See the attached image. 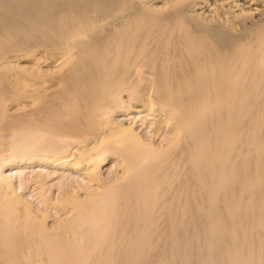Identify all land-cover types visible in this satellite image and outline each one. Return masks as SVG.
Listing matches in <instances>:
<instances>
[{
    "label": "bare ground",
    "instance_id": "6f19581e",
    "mask_svg": "<svg viewBox=\"0 0 264 264\" xmlns=\"http://www.w3.org/2000/svg\"><path fill=\"white\" fill-rule=\"evenodd\" d=\"M0 264H264V0H0Z\"/></svg>",
    "mask_w": 264,
    "mask_h": 264
},
{
    "label": "rangeland",
    "instance_id": "374dc122",
    "mask_svg": "<svg viewBox=\"0 0 264 264\" xmlns=\"http://www.w3.org/2000/svg\"><path fill=\"white\" fill-rule=\"evenodd\" d=\"M129 92H127L126 90L120 92L119 94H117L119 96V98H121V102L123 101L122 104H128V103H132L133 100H131V102H129V98L127 96H129ZM147 117V116H146ZM146 117L143 119H140L139 116H136V115H132V117H130V115H127L125 112H120V113H116L114 115V118L115 120L117 121H120V122H128L130 121L131 119H133V121L135 122L134 123V128L137 129L138 131H140V133L142 134L143 138L146 139V140H151L154 142L155 145H158L161 143V141L164 139V137L167 136V129L166 128H163V129H160L159 131V134H155L154 132V122H152V119L149 120L150 118H148V120L146 119ZM140 126V127H139ZM36 166V167H35ZM23 168L22 170V173H21V176L20 178H14V181H15V184L16 186L17 185H20L21 188H24V192H25V195L26 197L33 201L34 200V193L35 191L34 188H33V185L29 188L27 186L26 188V184L27 182L30 183L31 182V178L34 176V174L36 172H38L40 169H43L44 167H41L40 165H29V164H24L21 166ZM117 168V162L115 160H113L112 158L108 159L107 162L102 165L99 169V174H100V177L103 178V179H110L111 178V175L113 173V171H115ZM8 172H13V170H8L6 171V173ZM69 173V172H68ZM72 173H70V175L68 174V176H71ZM54 176V175H53ZM24 178V179H23ZM50 178V177H49ZM81 178V177H80ZM70 179V182L67 181L66 184L62 185L60 184V181L57 179V178H54L52 181H50L46 187V192L45 194L46 195H49L51 194L52 192H57L59 191L60 189H56L57 187L56 186H59L58 188H61V190H67L69 189L70 187L69 186H72L70 184H73L74 185H78V182L80 179L77 177L76 174H73L71 177L68 178V180ZM23 180V181H22ZM81 181V180H80ZM62 185V186H61ZM61 186V187H60ZM69 187V188H68ZM19 189V188H18ZM20 190V189H19ZM34 202V201H33ZM40 206V205H39ZM53 214H57L55 210L52 211Z\"/></svg>",
    "mask_w": 264,
    "mask_h": 264
}]
</instances>
